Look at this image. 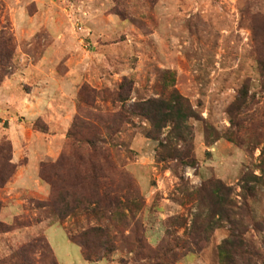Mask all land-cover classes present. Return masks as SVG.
<instances>
[{
    "label": "rangeland",
    "instance_id": "374dc122",
    "mask_svg": "<svg viewBox=\"0 0 264 264\" xmlns=\"http://www.w3.org/2000/svg\"><path fill=\"white\" fill-rule=\"evenodd\" d=\"M9 39L13 60L8 66L0 60V81L5 79L0 146L11 142L18 172L0 191V222L29 215L32 199H49L51 189L40 180V166L60 158L81 108L106 116L166 96L168 73L200 117L192 122L197 168L180 171L187 188L221 180L239 195L244 174L261 173L264 0H0V49ZM125 80L133 89L131 101L122 104L116 94ZM84 87L99 94L94 107L81 103ZM246 94L247 104L238 108ZM148 128L147 122L133 119L121 129L116 148L99 145L111 150L133 177L141 195V211L133 222L144 225L148 244L158 248L167 222L181 218L188 224L194 207L171 170L175 164L158 163L160 146L148 138ZM253 207L263 231L251 229L243 254L234 261L223 263L219 255L231 235L228 226L178 264H264V190ZM89 225L96 221L80 214L63 225L45 221L0 234V264L38 235L48 238L59 264H149L128 250L100 263L86 262L69 236ZM176 234L186 238L185 228Z\"/></svg>",
    "mask_w": 264,
    "mask_h": 264
},
{
    "label": "trees",
    "instance_id": "16d2710c",
    "mask_svg": "<svg viewBox=\"0 0 264 264\" xmlns=\"http://www.w3.org/2000/svg\"><path fill=\"white\" fill-rule=\"evenodd\" d=\"M13 50V42L6 40L0 49V60L5 66L13 60ZM259 64L264 77V61ZM168 74L165 82L168 95L136 102L128 111L124 109L122 113L105 116L81 108L60 158L52 164L42 163L40 166V180L51 189L49 199L30 200L29 215L17 216L12 223L0 222V234L29 229L45 221L63 225L67 220L84 214L93 218L96 225H89L69 238L89 263H100L119 250H128L149 264H178L181 258L202 251L203 243H210L218 230L228 226L231 235L219 247L222 262L230 263L235 255L243 254L245 238L251 229L263 231L253 205L264 190V152L261 173L256 175L254 171H247L239 182V195L221 180L206 182L199 188H187L180 171L187 166L197 168L192 122L200 117L190 101L175 88V75ZM4 81H0V88ZM132 89L131 81L122 83L116 94L122 104L131 101ZM96 98H100L99 94L88 87L80 92L81 103L87 108L94 107ZM247 102L248 94L237 104L238 108H243ZM136 118L149 124L147 136L160 146L158 163L175 164L171 170L182 183V194L194 207L188 224L181 218L167 222L166 235L158 248L148 244L144 225L133 222L141 211V195L133 177L121 162L114 160L111 150L99 145L112 143L116 148L123 126ZM40 131L47 132L46 129ZM227 138L234 142L230 136ZM13 156L11 142L5 141L0 146V191L17 175L18 165L14 163ZM3 209L4 203L0 201V215ZM32 212H36L35 218H31ZM3 217L8 218L4 213ZM177 228H185L186 238L177 236ZM126 232L130 234L126 235ZM1 264L59 262L48 238L38 235L22 244Z\"/></svg>",
    "mask_w": 264,
    "mask_h": 264
}]
</instances>
